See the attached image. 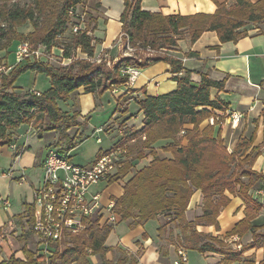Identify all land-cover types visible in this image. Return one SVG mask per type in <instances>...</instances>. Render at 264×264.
Here are the masks:
<instances>
[{
    "label": "trees",
    "instance_id": "trees-1",
    "mask_svg": "<svg viewBox=\"0 0 264 264\" xmlns=\"http://www.w3.org/2000/svg\"><path fill=\"white\" fill-rule=\"evenodd\" d=\"M84 1L65 0L57 6L55 0H30L27 5L0 0V67L4 65L2 52L21 41L29 42L33 48L42 46L48 51L58 47L63 49L66 58L76 57L78 49L87 56L74 58L71 65L59 67L48 61L27 59L14 65L9 73H0V148L16 142L14 130L21 125H36L40 132L57 131L56 147L66 153L73 142L70 130L83 123L79 120V111L64 109L61 103H67L82 87L86 93L97 97L113 90L116 85L126 87L128 76L121 75V66L134 64L136 56L146 49L165 52L137 64L144 69L159 61L169 63L177 87L167 93L145 94L134 99L144 114V126L131 134L129 129L126 130L125 137L115 147H126V142L135 140L139 151L131 158V148L127 149L129 160L108 182L109 186L119 184L121 193L118 197H107L116 202L115 211L121 220H131V227L162 217L159 236L178 251L221 254L223 264H264V258L256 263L255 259L243 255L252 248L264 249V225L253 224L264 210V202L253 193L259 184L264 186V173L253 168L261 154L260 147H252L255 134L250 139L241 136L236 147L229 152L221 126L203 125L217 116L218 111L225 112L228 108L219 96L212 97L213 90H224L225 79L218 81L202 74L201 80L195 82L191 78L192 71L185 69L180 59L166 52L175 49L184 37L196 42L206 31H215L222 43L248 36L249 24L264 33L260 27L264 23V0H214L215 12L187 15H165L143 9L141 0H125L121 15L123 40L125 46L129 43L136 52L117 62L111 73L105 62L90 60L100 42L92 34L97 28V18L90 19L85 30L73 33L70 42L61 39L71 29L70 11ZM97 6L100 7V3ZM28 22L33 31L27 35L19 32L17 27ZM92 23L94 27L90 33ZM28 70L47 74L51 78L50 88L41 95L31 89L11 90L19 75ZM162 140L166 144L159 148L157 143ZM146 157L150 158L149 164L136 170V161ZM126 177L128 180L121 186ZM196 190L203 194V213L189 221L186 212ZM232 196L242 200L245 217L226 236H252V241L240 250L228 247L226 239L198 231V226L214 225L218 229L219 215L229 205ZM33 213L34 207L28 206L24 217L28 219L29 227L22 234L27 239L34 234ZM113 229V224L101 226L98 219H93L85 230L70 234L63 242L50 241L51 255L33 251L25 245L22 249L25 259L13 254L0 264H93L88 259L89 254L99 256L101 262L98 264H138L136 257L125 252L116 261L107 258L112 248L106 246V241ZM179 264L187 262L181 258Z\"/></svg>",
    "mask_w": 264,
    "mask_h": 264
},
{
    "label": "crops",
    "instance_id": "crops-1",
    "mask_svg": "<svg viewBox=\"0 0 264 264\" xmlns=\"http://www.w3.org/2000/svg\"><path fill=\"white\" fill-rule=\"evenodd\" d=\"M219 1L222 2L226 0ZM98 3H100V10H102V13L96 17L97 28L92 34L98 38L100 42L96 44L94 59H109V57L111 58L114 56L116 60H119L123 57V53H126L125 45L123 44V23L121 21L124 4L121 0L118 8H114L115 10L112 12L108 0H99ZM141 5L145 10L162 12L165 15L178 13L187 15L198 12L213 13L217 8L216 4L211 0H141ZM248 29L249 35L235 42L230 41L222 43L215 31L204 32L194 43H192L187 36L179 41L178 46L175 49H169L166 50V52L170 56L180 59L183 63V67L192 71L191 78L195 82L201 80L202 74H208L210 78L218 81L225 79L226 83L224 90H213L212 97L215 98L216 96H219L224 100L225 103H227V110L230 112L238 111L242 113V118L236 127L231 126L229 119L228 122L221 126L222 137L226 141L228 150L231 151L236 147L241 136L250 139L252 135L255 134L252 147H260L261 154H263L264 33H260L259 29L255 28L254 25L252 29L249 27ZM16 48L17 43L15 51ZM85 57L87 58L86 55ZM4 63H6L7 66H14V64H8V60L4 61ZM173 76L174 74L171 72L170 64L165 61H159L145 67L132 86L119 87L116 92L110 90L105 92L102 96L97 97L93 93H86L83 87L75 91L65 105L69 106V104L72 103L67 110L79 111V120L83 125L70 130V136L73 138V142L70 145L69 150L66 152L69 160L78 165L89 166L99 157L101 152L111 149L122 140L126 135V130L129 129V134H131L136 130L142 129L144 126L143 112L140 111L139 106L138 112H131L130 106L135 101L124 102V94L128 92V89L134 91L133 94L135 98H142L145 94L159 95L167 93L177 87V83L173 80ZM34 91L42 92L41 90ZM109 108L113 110L112 117L103 125L92 126L90 122L92 114L104 111V109H106V111L107 109L110 110ZM207 123L208 121H205L203 125H206ZM24 127L26 128V131ZM90 128L91 134H89ZM47 132L56 135L53 137V141L48 142L46 145L42 144L39 152L31 149L32 145L29 142L36 137L40 140L44 137L45 132H40L36 125H21L14 130V135L16 137V142L13 143L14 147L8 145L0 148V151L4 150L6 155L12 159L13 163L12 171L4 174L7 175L16 171L18 176L15 178L21 179H18L20 184L29 178L27 177V169H34L35 171L39 170L37 176H33L28 180L30 188L27 190L30 191L31 199L28 201L25 198L20 210L11 211V205L5 209L0 204V229H2V231L9 226H13L14 228L25 227L27 229L29 227L27 224L28 219L24 217V215L26 214L28 206L34 207V189L40 184L43 178V162L50 149L59 148L56 147V143L59 140V133L57 131H46V133ZM114 133L115 135H113ZM109 135H112L110 148L104 150L100 147L99 152L87 162L78 163L73 156H71V152L82 146L84 141L88 138L96 137L97 142L103 144V136ZM27 136L29 139H27ZM137 144V141L130 140L125 143V146L128 149ZM165 144L166 141L162 140L157 143V146L160 148ZM159 148L158 151L163 153ZM261 154L257 157L253 168L264 173ZM149 161L150 158L148 157L137 160L135 169L139 170L144 166H147ZM130 176L131 174L128 178ZM102 183L107 184L106 182ZM112 186L115 187L116 185H111V187ZM119 189L121 193V187H119ZM258 190L256 189L253 193L255 197L260 199L256 194ZM27 195L28 193H26L25 197H27ZM235 198L239 200L238 208L241 209V212L231 221L227 230L233 229L235 224L245 217V206L243 205L242 200L238 197ZM7 201H9V199H7ZM202 207L203 194L201 190H196L186 212L187 219L191 221L201 215L203 213ZM225 209L221 211L218 218L219 221L223 219L222 216L224 215ZM191 211H195L196 214L194 215ZM261 216H264V213L260 212L255 219ZM153 220L156 221L157 225L154 234H150L145 227ZM130 222L131 220L123 221L120 219L114 225L113 230L117 232L121 223L127 224L130 228ZM162 222V217L149 220L142 225L133 227L130 229L131 231L124 236L118 235L117 241L113 243V245L109 246L106 241V246L112 248V250L107 253V258L115 259L116 252L118 253V256L120 255V252H125L136 257L138 259V264H175V262H178L179 264L181 258L186 260L187 264H192L189 262V253L196 250L181 249L180 251L179 249V252L174 245L166 244L165 240L160 238L158 232V228ZM253 224L256 225L254 220ZM135 230L137 233L134 236L132 231ZM198 231L204 234L218 236L221 239H226V241L228 238L226 236L227 232L225 233L216 230L214 225L198 226ZM33 236H35V234H33ZM33 236L28 239L24 235L19 236V238L16 239V242L20 247L10 252L9 256H6L5 252L0 248V263L7 260L13 254L18 258L25 259L22 250L25 245H27L29 249L36 251L37 249H32L31 246H37L40 243H37V240H35ZM129 238L131 239L128 240ZM241 240H243V238ZM200 254L206 258L207 264H223L224 257H222V255L211 252ZM244 256L251 257L255 259L256 263H259L264 258V249H249L244 252ZM91 257L96 258L97 255H91ZM116 259H118V257H116ZM97 262L98 259L96 258L94 264H98ZM234 264H242V262H235Z\"/></svg>",
    "mask_w": 264,
    "mask_h": 264
},
{
    "label": "built area",
    "instance_id": "built-area-1",
    "mask_svg": "<svg viewBox=\"0 0 264 264\" xmlns=\"http://www.w3.org/2000/svg\"><path fill=\"white\" fill-rule=\"evenodd\" d=\"M70 14L75 19L72 21L74 34L85 30L87 23L85 13L72 9ZM55 48L53 47L49 51L42 46L33 48L29 42L21 41L17 45L15 57L17 63L27 59H45L50 62ZM126 49V55L131 56L129 52L134 51V48L130 47L128 43ZM43 51L46 53L44 54ZM60 51L63 53V49ZM62 58L64 61H73V58H66L63 54ZM12 68L4 64L0 67V73H7ZM142 70L137 64L124 65L119 68L121 75L128 76L126 86H132L141 75ZM35 93L41 95L39 91H35ZM241 118L242 113L238 111H218L217 116L211 117L208 123L222 126L229 119L231 126L236 127ZM11 145L14 147L13 144ZM128 160V150L124 146H114L104 151L89 166L78 165L70 161L68 155L59 148L50 149L43 162V178L34 189L32 231L41 240L39 243L51 248L50 241L63 242L69 238L70 234H77L85 230L93 219H98L101 226L104 224L115 225L120 220V215L115 211L116 202L109 197L105 199L103 191L95 190L93 187L102 182L108 184L110 178L118 174ZM256 194L260 197L261 202H264V188L259 189ZM9 205L7 200L1 203L5 209ZM51 254L52 252L47 255Z\"/></svg>",
    "mask_w": 264,
    "mask_h": 264
},
{
    "label": "rangeland",
    "instance_id": "rangeland-1",
    "mask_svg": "<svg viewBox=\"0 0 264 264\" xmlns=\"http://www.w3.org/2000/svg\"><path fill=\"white\" fill-rule=\"evenodd\" d=\"M9 1H19V3L21 5H27L29 4L30 0H9ZM63 1L65 0H55V3L58 5L62 4ZM121 0H108V3L111 6V10L112 12H114V8H118L119 4H120ZM125 0H122V3L124 4ZM213 3L214 0H211ZM251 1H258V0H251ZM99 0H85L83 3L78 4V6L76 7L77 11L80 13H85V18H86V25L88 24V22L90 21V19L92 18H96L97 16L101 15L102 10H100V7L97 6L98 5ZM223 2V1H222ZM71 15V14H70ZM72 17V16H71ZM71 21H75V19L72 17ZM94 27V24H90L89 27V31L90 33H92V28ZM247 27L251 28L253 27V24H249ZM260 27L263 29L264 31V23L260 24ZM18 31L21 33H24L25 35H27L28 33H30L31 31H33V26L31 23H26L23 25H20L17 27ZM73 30H72V25H71V29H69L62 37L61 39L63 40V42L68 43L71 41L72 37H73ZM127 43V42H126ZM123 44L125 45V41L123 40ZM15 46L16 43H14L7 51H3L2 52V56H4V61L8 60V64H17V60L15 58ZM126 49V46H125ZM127 51V49H126ZM136 52V49H134V51H130L129 54H131V56ZM44 53V51H43ZM46 53V51H45ZM44 53V54H45ZM165 54V52L159 51V50H150V49H146V51L144 52H140V54H138L136 56V62H134V64L137 63H141L142 61H145V59L147 57H154V55L157 54ZM62 52L60 51V49L58 47H56L55 49H53V54L51 55V59H50V63L53 66L59 67V66H69L72 64L73 61L69 62L68 60L64 61V59L62 58ZM76 57H73V59H82L85 57V55L81 52V50H77L75 52ZM130 55H126V53H123V57H121L119 60H116L114 56H112L111 58L109 57V59H94V57L92 58L91 61L95 62V63H101L102 61L106 63V66L108 67V69H110V73L113 70V67L115 66V64L117 62H119L121 59H123L124 57H129ZM86 58V57H85ZM43 61H46L45 59H43ZM64 62V64H63ZM7 63V62H6ZM4 63L6 66L7 64ZM138 65V64H137ZM140 66V65H138ZM11 68L13 67V65L10 66ZM141 67V66H140ZM10 72V71H9ZM7 72V73H9ZM2 73V72H1ZM15 88L13 87L11 90H41L42 92L48 90L51 86V78L42 72H35V71H25L22 72L17 81L15 82ZM119 87H125V86H114L113 89H115L117 91V88ZM33 88V89H32ZM114 91V92H116ZM135 99V96L133 94V92H131L130 90L128 92H126L124 94V102H128V101H132ZM72 103L69 104V106L65 105V103H61V106L64 109H69V107L71 106ZM138 104L136 102L132 103V105L130 106V110L133 113L138 112ZM110 110L104 109V111H100V112H95L92 114L91 117V125L92 126H100L103 125L105 122H107L111 117H112V109L109 108ZM38 125V123H36ZM25 131L26 128L24 127ZM217 129V128H216ZM89 134H91V128L89 131ZM56 134L54 133H44V137L42 140L38 139V137L34 138V140H30V144L32 145V148L34 151H38L41 150V145L44 144H48V142L53 141L54 140V136ZM115 135V133L113 134ZM58 136V135H57ZM111 138L112 135L109 136H103L104 142L103 144H99L97 142L96 137H90L87 140L84 141L83 145L78 147L77 149H75L74 151L71 152V156H73V158L75 159L76 162L78 163H85L87 162L90 158L94 157L100 150V147H102L104 150L110 148L111 145ZM26 139V138H25ZM27 139H29V137L27 136ZM24 141V140H23ZM40 141V142H39ZM8 146V145H5ZM127 148V147H126ZM139 151V146L138 144L135 146L131 147L130 150V156L131 158L135 157L137 155ZM233 150H229V152H232ZM262 155V168L264 169V152ZM12 159H10L7 155L6 152L0 151V204L9 199L10 201V205L11 207V211H17L20 210V207L22 205V202L25 200V198L29 201L31 199V195H30V191L27 190L29 189L30 185H29V179L31 177H35L39 174V170H34V169H27V177L28 180H25L22 182V184L19 183L18 179L15 178L18 176V173L12 172L10 174L5 175L4 173L10 172L12 171ZM126 179H123L122 183H120V185L122 186L123 183L126 182ZM21 180V179H19ZM119 185V184H118ZM116 185L115 187H111L108 186L107 184L101 183L99 185H96L95 187H93L95 190H101L104 193V197L105 199L107 198V196L110 195H114L116 197H118L120 195V189L118 186ZM261 184H259L258 189H262L264 188V186H260ZM26 193H28L27 197ZM232 200L229 203V205L226 207L224 215L222 216L223 219L219 221V227L218 229L215 227L216 230H220L221 232H229L232 229H228L227 228L230 226L231 221L241 212V209L238 208V204H239V200L235 197H231ZM239 198V197H238ZM3 210V209H2ZM4 211V210H3ZM6 212V211H4ZM194 215L196 214L195 211H191ZM261 213H264V210L261 211ZM254 222L256 225H264V216L258 217L257 219H254ZM156 221H150L147 225H146V230L148 231V233L150 234H154L155 229H156ZM133 227H128L127 224L125 223H121L119 225V228L117 229L118 231H112L107 239V243L108 245H113V243H115L117 241V236H124L126 234H128ZM27 228H14L13 226H9L8 228H5L4 231L0 232V248H2L3 252H5L6 256H9V253L12 252L15 249H18V247H20V245L17 244V238H19V236L22 235V233L26 230ZM134 236L136 235L137 231H132ZM132 235V234H131ZM35 240H37V243H39V241H41L36 235L33 236ZM237 237V238H236ZM131 238H129L128 240H130ZM242 238H240L239 236H230L227 238V246L228 247H232L234 249H242L243 246H245L246 244L250 243L252 241V236L251 235H246L245 237H243V240H241ZM32 249H37L36 251L40 252V253H51L53 251L52 248H48L45 245L39 244V245H33L31 246ZM118 253L116 252V256H115V261L119 259V257H121L122 255H124V253L120 252V255H117ZM221 255V254H219ZM244 255V254H243ZM116 257H118V259H116ZM222 257H224L222 255ZM98 259L97 263H100L101 260L99 258V256L97 255L96 257ZM96 258L91 257V254L88 255V259L91 261V263L94 264V262L96 261ZM251 258V257H250ZM224 260V258H223ZM189 262L192 264H207V260L206 258L201 255L198 251H192L191 253H189ZM235 262H232L230 264H234Z\"/></svg>",
    "mask_w": 264,
    "mask_h": 264
}]
</instances>
